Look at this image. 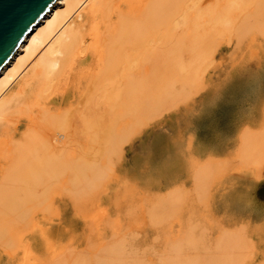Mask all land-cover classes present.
<instances>
[{"label": "bare ground", "instance_id": "obj_1", "mask_svg": "<svg viewBox=\"0 0 264 264\" xmlns=\"http://www.w3.org/2000/svg\"><path fill=\"white\" fill-rule=\"evenodd\" d=\"M259 33L264 0H56L0 71V253L13 256L24 247L25 261L36 264H241L239 234L223 236L214 248L221 256L183 258L198 250L190 247L198 234H190L192 214L191 230H184L192 239L177 234L170 243L169 223L185 198L180 188L148 189L168 171L161 142L155 149L162 161L150 175L122 181L124 192L113 201L98 198L118 179L120 144L205 85L220 42L252 50L247 37ZM260 44L264 49V39ZM254 52H243L242 60L264 62V52ZM243 64L236 77H246L244 88L264 81V67L252 72ZM235 140L240 160L244 153L246 162L253 153L264 156V127L261 135L244 131ZM210 167L193 175L201 202L225 166ZM57 197L72 202L76 219L87 202L103 205L104 213L83 220L78 235L73 222H55ZM157 237L162 243L152 247Z\"/></svg>", "mask_w": 264, "mask_h": 264}, {"label": "rangeland", "instance_id": "obj_2", "mask_svg": "<svg viewBox=\"0 0 264 264\" xmlns=\"http://www.w3.org/2000/svg\"><path fill=\"white\" fill-rule=\"evenodd\" d=\"M263 39L264 36L261 33L250 34L246 42L247 44L254 42L252 50H241L234 40L232 43H229L231 41L220 42L218 52L212 56L215 61L211 60L213 63L207 70L205 85L200 90H193L191 98L187 97L188 100H183L182 103L176 102L168 110L169 112L166 111L161 114L162 117L159 116L158 119L149 122L141 128V131L139 129L138 132H132L133 136L131 137L130 134L129 138L120 144L121 156L115 162L118 179L111 182V190L105 189L98 198V201L101 198L106 201L105 197L113 201L124 192L122 181L133 180L137 172L143 176L150 175L152 170L150 168L158 166L162 161V157L155 149L161 142L162 146L159 148L167 150V157H169L168 171L166 174H161L162 176L157 175L155 179L157 182L148 189L153 194L172 193V191L175 193L174 189H181L183 197L181 196L180 200L185 199L182 200L183 203H180L176 213L175 220L179 219V221L171 219L167 235L170 243L176 239L177 234L181 236L180 239L182 235L185 239L187 237H184L186 235L184 230H189L187 226L190 227V223L195 221L191 226L196 225L197 228L190 229V234H193L190 236L193 238L195 231L198 234H195L197 235L193 238L195 241H192L187 231L189 237L187 242L192 239L190 245H193L190 247H198V250H191V254H187L186 258L184 255L185 260L197 258L195 256L198 254L202 257L205 255L210 257L213 254L221 256L222 252L216 253L214 248L221 242L223 236L239 234V238L243 239L241 242L243 244L235 251L240 255L239 262L264 264V164H262L264 156L258 158L256 153H253L254 160L250 159L252 162L250 160L246 162L249 156L244 153L241 157L246 164L242 163L238 156V152L242 153L239 150L240 143L235 140L240 139L244 131L261 135L264 127V81L258 86L244 88L240 82L246 77L240 79L236 77L239 69L245 66L243 61L252 72L264 67L263 57L259 60H249V58L242 60L243 52L263 53L264 49L260 44ZM252 56L256 57V54ZM185 60L189 61V57L186 56ZM240 74L247 75L244 70L240 71ZM198 91L200 92L196 93ZM127 123L130 125L129 122L124 121L122 126L126 127ZM129 125L125 130H131ZM243 156L248 159L246 160ZM256 160H263V162ZM218 163L222 165L221 167H225L220 173L217 172L219 176L214 182L210 183L211 180H208L211 187L205 201H198L197 191L194 193L196 184L193 175L198 170L207 169L208 166H211L210 169L219 170L221 167L218 168ZM185 191L188 192L187 196H184ZM87 204L80 207L83 218L76 219L77 211L72 202L67 198L57 197L55 199L57 213L53 218L60 227L68 226L73 222L74 231L82 235L83 220L91 219L93 216L98 217L104 213L103 205H98V202L94 205L90 202ZM108 210L106 214L112 217L110 221L115 220L116 210L113 203ZM198 212L203 216L202 219ZM190 218L196 220L190 222ZM137 236L139 244L144 245L146 242L144 235L140 233ZM157 238V240L161 239ZM85 241L83 237H80L79 249H85ZM156 243L158 242L152 241V247L160 245L162 239L158 244ZM24 254V247L19 248L13 256L0 253V264H25V262L36 264L32 257H28L29 261H25Z\"/></svg>", "mask_w": 264, "mask_h": 264}, {"label": "water", "instance_id": "obj_3", "mask_svg": "<svg viewBox=\"0 0 264 264\" xmlns=\"http://www.w3.org/2000/svg\"><path fill=\"white\" fill-rule=\"evenodd\" d=\"M56 0H0V71Z\"/></svg>", "mask_w": 264, "mask_h": 264}]
</instances>
